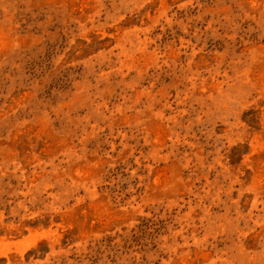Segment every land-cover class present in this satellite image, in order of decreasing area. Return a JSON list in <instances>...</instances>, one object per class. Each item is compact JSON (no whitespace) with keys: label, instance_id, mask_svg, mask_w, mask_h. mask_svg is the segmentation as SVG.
<instances>
[{"label":"rangeland","instance_id":"374dc122","mask_svg":"<svg viewBox=\"0 0 264 264\" xmlns=\"http://www.w3.org/2000/svg\"><path fill=\"white\" fill-rule=\"evenodd\" d=\"M0 264H264V0H0Z\"/></svg>","mask_w":264,"mask_h":264}]
</instances>
